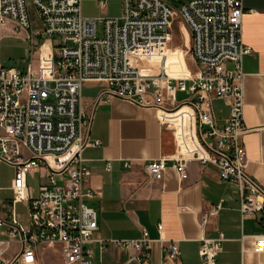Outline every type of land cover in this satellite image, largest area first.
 I'll use <instances>...</instances> for the list:
<instances>
[{"label":"built area","instance_id":"built-area-1","mask_svg":"<svg viewBox=\"0 0 264 264\" xmlns=\"http://www.w3.org/2000/svg\"><path fill=\"white\" fill-rule=\"evenodd\" d=\"M91 1L100 11L107 7L106 0ZM82 2L0 0V31L4 26L23 31L32 53L44 43L49 47L44 67L39 57L37 70L28 66L24 72L3 67L0 51V162L14 168L10 214L0 216V264H36L40 248L54 247H60L63 264H92L85 246L97 230V221L94 211L83 202L93 194L83 191L89 172L80 158L81 150L89 145L91 122L80 105L86 81L106 85L97 102L118 98L163 112L190 109L201 154L194 151L189 156L181 147V153L171 160L148 162L145 172L151 181L162 180L168 161L180 181L186 180V162L195 158L213 165L219 180L237 189L241 218L262 213L264 191L246 174L242 141L247 133L242 60L251 53L241 37L242 0H175L176 4L121 0L117 18H86ZM30 8L41 30L32 28ZM177 20L189 33L185 55L196 71L185 77L166 76L158 62V73L153 74V58L144 51L155 45L166 49ZM177 94H183V99L178 101ZM215 101L227 108L221 127L213 112ZM123 168H130V162H124ZM41 169L46 171V184L33 198L27 179ZM110 169L107 163L105 170ZM55 175L60 177V185ZM19 203L28 207L27 224L20 223L15 213ZM221 209L219 203L202 213L199 227L203 230ZM260 225L264 228V216ZM157 229L160 232L161 225ZM224 241L222 233L200 241L202 264H216ZM159 242L164 249L162 240ZM150 243L145 232L137 240L113 242L134 252L122 264H147ZM253 250L264 254V234L254 237ZM165 251L171 260L180 255L175 244L166 246Z\"/></svg>","mask_w":264,"mask_h":264},{"label":"crops","instance_id":"crops-1","mask_svg":"<svg viewBox=\"0 0 264 264\" xmlns=\"http://www.w3.org/2000/svg\"><path fill=\"white\" fill-rule=\"evenodd\" d=\"M92 3L81 4L82 15L102 17L105 10L100 11ZM242 6L241 37L251 48V53L242 60L243 123L247 129L242 140L247 159L245 171L264 191V0H242ZM89 7L93 9L90 12ZM181 30L184 44L189 47V35L183 26ZM172 39H175L173 34ZM172 43L171 40L166 49L155 45L144 52L152 56L153 64L160 62L166 76L194 74V62L181 48L171 47ZM105 88L103 82L97 81H86L81 87L80 105L91 117L89 145L81 150L80 158L89 172L83 191L93 194L83 202L94 211L97 221V230L85 246L91 252L92 264H122L134 252L119 248L113 242L137 240L143 232L151 240L147 264H202L198 256L200 241L215 238L218 233L224 235L225 241L216 264H264V254L253 250L254 237L264 234L260 225L264 211L241 218L237 189L221 182L213 165L188 159L184 181H180L169 161L159 182L151 181L145 172L150 161L171 160L181 153V147L190 156L198 147L190 109L163 112L157 107H141L118 98L108 103L97 102ZM178 96H182L180 100L184 97L177 94V99ZM213 112L221 127L227 115L226 106L215 101ZM124 162H130V168L124 169ZM107 163L111 164L108 172ZM9 170L12 175L6 184L0 185V216L3 218L9 216L12 200L14 168ZM38 174L36 190L28 187L33 198L39 187L46 184V171L41 169ZM4 192H9L10 197H4ZM219 203L222 209L209 218L202 230L200 215ZM18 205L22 210L17 209ZM27 210L24 203L15 206L22 224H27ZM158 225L162 227L160 232ZM169 244L177 246L180 254L177 260L168 258L165 247ZM50 250L57 255L51 257ZM36 264H63L60 247L40 248Z\"/></svg>","mask_w":264,"mask_h":264},{"label":"rangeland","instance_id":"rangeland-1","mask_svg":"<svg viewBox=\"0 0 264 264\" xmlns=\"http://www.w3.org/2000/svg\"><path fill=\"white\" fill-rule=\"evenodd\" d=\"M107 1V7L105 11L102 12L101 16L103 18H117L120 15V7H121V0H106ZM169 2L170 4H176L175 0H165ZM81 4H93L92 2L84 1ZM93 9L91 7L88 8V11H92ZM30 14V21L32 24L33 29L41 30L40 23L35 15V12L32 8L29 9ZM185 26L180 21H176L172 28V34L174 35V41L172 40L171 47H179L182 50L187 52L188 46L184 44L183 40V33L181 30V27ZM101 25L100 23H97V34L98 36L101 35ZM187 31V29L185 28ZM188 33V31H187ZM189 35V33H188ZM26 34L23 31H13L9 26L2 27L0 31V48H1V63L2 66L5 68H13L20 72H24L28 66H31L33 70H37L39 66V57L42 62V68L43 65L48 61V53H49V47L47 43H44L43 46L37 50V47L35 48V52H31V45L28 41L25 40ZM187 56V55H186ZM153 66V74L158 73V65L154 63ZM182 96H178V100L181 99ZM9 168H12L11 166L0 162V185L6 184L8 178L10 175H12V170H9ZM55 181L57 185H60V177L58 175H55ZM39 183V174L38 172L33 176L32 179L28 177L27 186L29 189L36 190ZM4 197H10L9 192H4L2 194ZM2 197V198H4ZM17 209L20 211L22 210L21 205L17 206ZM50 256L54 257L57 254L52 252L50 250Z\"/></svg>","mask_w":264,"mask_h":264},{"label":"bare ground","instance_id":"bare-ground-1","mask_svg":"<svg viewBox=\"0 0 264 264\" xmlns=\"http://www.w3.org/2000/svg\"><path fill=\"white\" fill-rule=\"evenodd\" d=\"M195 151L198 152V153L201 152L199 146L195 149ZM73 152H74V149L71 150V152L68 154V157H70V156L73 154ZM200 154H201V153H200Z\"/></svg>","mask_w":264,"mask_h":264},{"label":"trees","instance_id":"trees-1","mask_svg":"<svg viewBox=\"0 0 264 264\" xmlns=\"http://www.w3.org/2000/svg\"><path fill=\"white\" fill-rule=\"evenodd\" d=\"M39 43H41V40H39Z\"/></svg>","mask_w":264,"mask_h":264}]
</instances>
